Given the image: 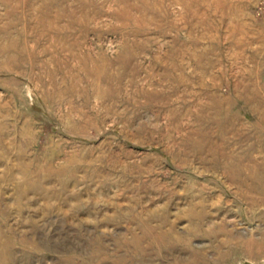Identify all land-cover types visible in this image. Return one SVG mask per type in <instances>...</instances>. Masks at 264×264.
Listing matches in <instances>:
<instances>
[{
	"label": "rangeland",
	"instance_id": "obj_1",
	"mask_svg": "<svg viewBox=\"0 0 264 264\" xmlns=\"http://www.w3.org/2000/svg\"><path fill=\"white\" fill-rule=\"evenodd\" d=\"M0 264H264V0H0Z\"/></svg>",
	"mask_w": 264,
	"mask_h": 264
}]
</instances>
